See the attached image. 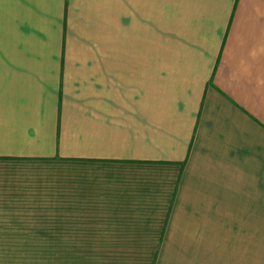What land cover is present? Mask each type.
Returning a JSON list of instances; mask_svg holds the SVG:
<instances>
[{
    "label": "crops",
    "instance_id": "1",
    "mask_svg": "<svg viewBox=\"0 0 264 264\" xmlns=\"http://www.w3.org/2000/svg\"><path fill=\"white\" fill-rule=\"evenodd\" d=\"M58 249L264 264V0H0V264Z\"/></svg>",
    "mask_w": 264,
    "mask_h": 264
},
{
    "label": "rangeland",
    "instance_id": "2",
    "mask_svg": "<svg viewBox=\"0 0 264 264\" xmlns=\"http://www.w3.org/2000/svg\"><path fill=\"white\" fill-rule=\"evenodd\" d=\"M99 252H101V250L58 249L56 250V254L52 253V257L57 256L56 264H98L99 260L96 257L98 256ZM43 255H45V253H42V256ZM91 255H93V257ZM48 259H53L49 256V252H48ZM27 262H29L28 258H27ZM27 264H30V263H27ZM49 264H50V260H49ZM249 264H254V263H249Z\"/></svg>",
    "mask_w": 264,
    "mask_h": 264
}]
</instances>
